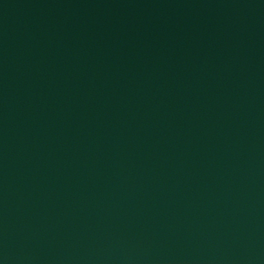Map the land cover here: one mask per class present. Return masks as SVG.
Returning a JSON list of instances; mask_svg holds the SVG:
<instances>
[{"label": "water", "instance_id": "obj_1", "mask_svg": "<svg viewBox=\"0 0 264 264\" xmlns=\"http://www.w3.org/2000/svg\"><path fill=\"white\" fill-rule=\"evenodd\" d=\"M0 264H264V0H0Z\"/></svg>", "mask_w": 264, "mask_h": 264}]
</instances>
